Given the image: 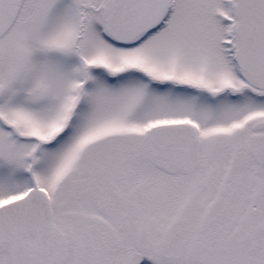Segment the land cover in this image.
Returning a JSON list of instances; mask_svg holds the SVG:
<instances>
[{"label": "snow or ice", "instance_id": "snow-or-ice-1", "mask_svg": "<svg viewBox=\"0 0 264 264\" xmlns=\"http://www.w3.org/2000/svg\"><path fill=\"white\" fill-rule=\"evenodd\" d=\"M0 264H264V0H0Z\"/></svg>", "mask_w": 264, "mask_h": 264}]
</instances>
